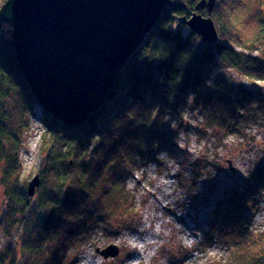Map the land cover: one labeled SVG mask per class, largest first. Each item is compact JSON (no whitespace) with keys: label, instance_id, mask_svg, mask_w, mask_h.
I'll use <instances>...</instances> for the list:
<instances>
[{"label":"trees","instance_id":"16d2710c","mask_svg":"<svg viewBox=\"0 0 264 264\" xmlns=\"http://www.w3.org/2000/svg\"><path fill=\"white\" fill-rule=\"evenodd\" d=\"M197 2L173 0L119 70L102 107L74 124L37 111L15 57L11 26L0 23V182L7 188L0 227L5 224L9 234L20 224L15 241L0 253V264H74L72 249L99 229L119 233L135 208L127 178L159 150L168 151L173 134L164 118L179 119L188 103L206 128L222 130L223 136L264 127V0H216L213 44L184 21ZM228 70L251 80V86L230 80L222 73ZM33 109L50 136L39 185L29 196L27 186L18 184L19 151ZM58 143L61 150L52 154ZM263 188L264 157L243 188L214 211L209 244L216 236L235 249L231 264H264V230L253 233L248 226Z\"/></svg>","mask_w":264,"mask_h":264},{"label":"rangeland","instance_id":"374dc122","mask_svg":"<svg viewBox=\"0 0 264 264\" xmlns=\"http://www.w3.org/2000/svg\"><path fill=\"white\" fill-rule=\"evenodd\" d=\"M195 12L207 15L205 8ZM222 73L230 80L252 84L235 70ZM260 84L264 86V82ZM164 119L165 127L173 134L172 145L168 151L159 150L156 159L145 161L126 181L135 208L123 224L119 223V233L99 229L89 241L72 249L74 264H231L236 250L218 243L216 236L209 244V225L219 204L241 190L262 161L264 127L256 125L244 128L243 135L223 136L222 130L206 128L205 120L189 103L179 119L170 114ZM28 121L29 127L20 135L19 151L22 171L18 184L24 189L42 167L43 146L50 136L42 115L34 109ZM60 150L58 143L51 152ZM228 160L234 172L228 168ZM6 192L0 182V217ZM260 197L258 212L248 217L253 233L264 230V188ZM5 227H0V253L15 241L20 224L14 225L9 234ZM112 244L119 249L115 257L105 258L97 252Z\"/></svg>","mask_w":264,"mask_h":264},{"label":"water","instance_id":"95a60500","mask_svg":"<svg viewBox=\"0 0 264 264\" xmlns=\"http://www.w3.org/2000/svg\"><path fill=\"white\" fill-rule=\"evenodd\" d=\"M216 0H199L185 23L202 41L213 44L218 32L211 18ZM173 0H5L0 23L11 26L22 77L37 111L64 124L84 121L99 110L114 88L119 70L154 28ZM228 168L234 172L232 162ZM39 174L27 183L33 196ZM97 252L108 258L119 249Z\"/></svg>","mask_w":264,"mask_h":264},{"label":"bare ground","instance_id":"6f19581e","mask_svg":"<svg viewBox=\"0 0 264 264\" xmlns=\"http://www.w3.org/2000/svg\"><path fill=\"white\" fill-rule=\"evenodd\" d=\"M150 243V242H149ZM90 264H97L96 262H91Z\"/></svg>","mask_w":264,"mask_h":264}]
</instances>
